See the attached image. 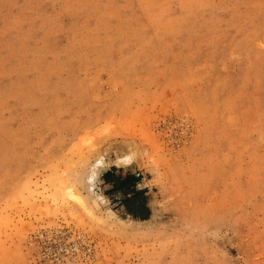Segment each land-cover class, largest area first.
I'll return each instance as SVG.
<instances>
[{
  "label": "rangeland",
  "instance_id": "374dc122",
  "mask_svg": "<svg viewBox=\"0 0 264 264\" xmlns=\"http://www.w3.org/2000/svg\"><path fill=\"white\" fill-rule=\"evenodd\" d=\"M0 264H264V0H0Z\"/></svg>",
  "mask_w": 264,
  "mask_h": 264
},
{
  "label": "trees",
  "instance_id": "16d2710c",
  "mask_svg": "<svg viewBox=\"0 0 264 264\" xmlns=\"http://www.w3.org/2000/svg\"><path fill=\"white\" fill-rule=\"evenodd\" d=\"M102 177L105 183L112 182L111 193L115 190L120 191L122 199L119 203L128 216L138 221H146L150 218L151 210L148 206L146 191L135 188V181L140 180L139 175L126 174L123 178L118 176L110 180L111 178L108 176V173H105Z\"/></svg>",
  "mask_w": 264,
  "mask_h": 264
},
{
  "label": "crops",
  "instance_id": "0c3cea01",
  "mask_svg": "<svg viewBox=\"0 0 264 264\" xmlns=\"http://www.w3.org/2000/svg\"><path fill=\"white\" fill-rule=\"evenodd\" d=\"M120 171H119V168L117 167V166H111V168H108V169H106L104 172H103V174H102V176L105 174V173H108V176H110V180H113L114 178L113 177H118V176H120V177H124L126 174H123V173H119ZM127 174H133V173H127ZM134 176H138L137 174H133ZM102 180H103V182L105 183V181H104V179H103V177H102ZM106 185H108L110 188H112V186H113V184H112V182H109V183H105ZM139 185H140V180L139 181H135V188L137 189V190H139V189H141L140 187H139ZM114 192H117V193H119L120 194V191L119 190H115V191H113V193Z\"/></svg>",
  "mask_w": 264,
  "mask_h": 264
},
{
  "label": "bare ground",
  "instance_id": "6f19581e",
  "mask_svg": "<svg viewBox=\"0 0 264 264\" xmlns=\"http://www.w3.org/2000/svg\"><path fill=\"white\" fill-rule=\"evenodd\" d=\"M115 163L119 164V165H130V164L133 163V160H132L131 156H129V155H123L122 157H118L116 159ZM99 166H102V162L101 161H99L97 163V167H99ZM140 222H145V221H140Z\"/></svg>",
  "mask_w": 264,
  "mask_h": 264
}]
</instances>
